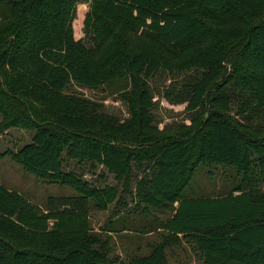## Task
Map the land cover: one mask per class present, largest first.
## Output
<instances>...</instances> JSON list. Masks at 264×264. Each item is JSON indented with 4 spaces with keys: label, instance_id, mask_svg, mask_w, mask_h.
<instances>
[{
    "label": "trees",
    "instance_id": "16d2710c",
    "mask_svg": "<svg viewBox=\"0 0 264 264\" xmlns=\"http://www.w3.org/2000/svg\"><path fill=\"white\" fill-rule=\"evenodd\" d=\"M76 2L0 0V133L32 131L0 158L11 152L75 191L41 205L0 182V264H166L182 237L197 241L202 264H264V0H91L86 37L74 27ZM158 77L170 82L158 88ZM120 79L125 117L73 88ZM157 90L189 119L160 126ZM85 164L117 184L86 177ZM209 164L240 178L219 195L187 194ZM113 202L130 213L170 210L154 216L167 234L124 261L118 229L91 223L93 208Z\"/></svg>",
    "mask_w": 264,
    "mask_h": 264
},
{
    "label": "rangeland",
    "instance_id": "374dc122",
    "mask_svg": "<svg viewBox=\"0 0 264 264\" xmlns=\"http://www.w3.org/2000/svg\"><path fill=\"white\" fill-rule=\"evenodd\" d=\"M90 3L91 0H77L74 7L73 22L77 34L80 37H86L84 19L89 10ZM154 82L159 88L169 83L170 79L158 77ZM124 87H126V81L124 79L111 82L97 89L78 84L73 85V88L77 92L97 99L103 104L105 109L121 117L128 115V108L121 94ZM155 98L157 99L156 117L160 126L176 125L188 120L192 114L191 111L185 110L184 103L169 100L163 91L158 92L157 90ZM31 138L32 131L22 127H11L3 133H0V152L6 150L17 151L24 143L30 141ZM75 163L76 160H70L68 165L73 167ZM83 171L86 177L101 184H117L114 174L103 166H97L93 172L90 170L88 164H85ZM239 178L240 176L233 166L224 164L200 165L190 187L187 189V194L219 195L229 191ZM0 182L11 189L22 192L32 201L41 205H45L50 195L71 194L75 192L68 185L47 181L26 170L12 156L11 152L0 158ZM134 186V183H132L131 188L133 190ZM261 187L264 188L263 182ZM121 191L122 186L119 184V193ZM125 194L128 206H132L134 202L131 199V194ZM152 212V215L130 213L128 208L124 206L117 207L115 202H113L106 210L93 208L91 210V223L96 230H99L100 227L109 223L118 229L112 230L116 243L115 250L127 262L136 254L150 252L153 246L160 242L164 235L167 234V231L158 226V221L154 219V216H157L159 219H165L170 216L171 211L153 209ZM166 254L168 260L166 264H199V259H201L200 250H198L194 242L188 239L169 246Z\"/></svg>",
    "mask_w": 264,
    "mask_h": 264
},
{
    "label": "crops",
    "instance_id": "0c3cea01",
    "mask_svg": "<svg viewBox=\"0 0 264 264\" xmlns=\"http://www.w3.org/2000/svg\"><path fill=\"white\" fill-rule=\"evenodd\" d=\"M176 204H178V202ZM180 236L182 237V234H180ZM186 239L190 240L191 242H194V244L196 245V247L198 248V250H200V253H201L200 258L201 259H199V264H202V262L204 261V258H203V254L201 252V249H200L197 241L195 239H193V238L182 237V241L181 242L185 241Z\"/></svg>",
    "mask_w": 264,
    "mask_h": 264
}]
</instances>
